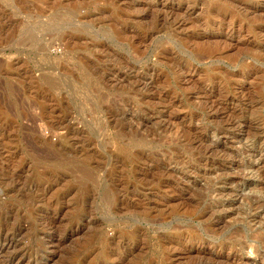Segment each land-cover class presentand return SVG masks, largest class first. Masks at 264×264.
I'll return each mask as SVG.
<instances>
[{
    "label": "rangeland",
    "instance_id": "374dc122",
    "mask_svg": "<svg viewBox=\"0 0 264 264\" xmlns=\"http://www.w3.org/2000/svg\"><path fill=\"white\" fill-rule=\"evenodd\" d=\"M0 264H264V0H0Z\"/></svg>",
    "mask_w": 264,
    "mask_h": 264
},
{
    "label": "bare ground",
    "instance_id": "6f19581e",
    "mask_svg": "<svg viewBox=\"0 0 264 264\" xmlns=\"http://www.w3.org/2000/svg\"><path fill=\"white\" fill-rule=\"evenodd\" d=\"M2 245V244H1Z\"/></svg>",
    "mask_w": 264,
    "mask_h": 264
}]
</instances>
